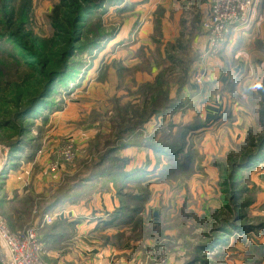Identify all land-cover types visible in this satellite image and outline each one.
I'll return each instance as SVG.
<instances>
[{
    "label": "rangeland",
    "instance_id": "1",
    "mask_svg": "<svg viewBox=\"0 0 264 264\" xmlns=\"http://www.w3.org/2000/svg\"><path fill=\"white\" fill-rule=\"evenodd\" d=\"M56 1L35 0V31L44 39L51 38L53 33L50 12ZM130 2L141 3L133 10L118 11ZM209 6L210 0H108L106 5L87 18L86 26L81 31L85 34L86 42L100 29L111 31L117 28V37L99 43L93 51L75 52V57L68 58V62L72 63V67L80 64L79 69L66 81H57L43 105H39L30 114L15 118L19 108L26 105L40 91V80L34 77L35 75L29 71H19L17 75L27 79V86L23 85L18 90L9 87L0 94V197L3 199L9 195L5 190V172L17 174V178H22L24 189L28 192L20 196L26 197L30 194L36 210L40 209L44 201L53 199L76 180L88 174L94 175V168L108 169L115 158L125 161V166L118 164L119 169L122 166L134 168L150 164L151 156L155 164L154 152L145 146L150 139L162 138L179 123L186 121L185 119H192L196 115L192 102H197L201 112L206 104L198 101V94L194 95L198 92L197 89L178 88L175 84L171 88L175 101L171 108L164 110L161 115L150 120H141L134 111H146V108L130 105L146 104L145 95L138 97L137 93L145 92L141 90L142 86L155 81L159 70L168 61L167 49L171 45L170 54H175L181 62L174 67L176 71L171 76L168 72L165 73L163 80L178 83L181 66H189L191 77L194 74L191 79L193 86L199 85V88L209 93L206 85L207 81H211L209 63L220 54L219 50L203 59L208 45L200 20ZM130 42L132 44H129ZM63 46L64 44L60 46L61 49ZM11 49V46L5 45V54ZM5 54H0V60ZM6 57L8 55L0 67L6 65L14 72V61ZM114 61H118L125 68L123 75L124 82L127 83H121ZM105 68L108 73L103 80L101 74ZM201 74L203 77L198 81ZM261 75L258 71L249 79L242 78L237 90L240 97L235 98L237 102L227 95L226 91L222 93V87L217 85L215 87L218 92H212L213 87L211 94H208L214 98L209 99L211 102L217 99L223 101L222 111L226 107L232 117L220 119L222 112L213 114L209 109L213 116L218 117L212 120L215 125L207 131V137L198 142L203 158V171L191 172L177 183L165 181L158 182L153 187L151 185L152 205L148 204L146 215L154 208L173 214L177 209L185 210L183 209L184 213H176L180 217V225L176 223V227H167L168 230L161 237L156 238L153 235L154 238L144 243L136 242L137 246L141 245V258L152 253L154 264H244L256 239L264 241L263 230L240 233L232 226L220 227L213 217L214 212L225 204V194L218 186L219 171L214 162L225 159L228 152L245 139L249 126L257 127L255 115L249 112V97L244 90L256 89ZM114 98L121 100L116 103ZM215 103L211 109L221 106ZM243 112L249 113L242 114ZM122 117L128 119L124 124ZM7 120L10 124L5 127ZM132 127L133 130L123 135L124 137L119 135L122 134L123 128ZM19 138L22 139L21 149L11 155L9 144ZM69 144H73L76 149L74 160L70 163L61 161L60 169L54 171L51 164L57 158L58 151ZM112 148L119 150L108 155L102 168H97L96 164ZM30 151L35 152L33 159L27 158ZM263 173L264 165H260L251 173H245L247 186L255 201L249 208L248 217L237 223L240 228L255 227L264 223ZM98 176V180L104 181L102 176L96 175ZM87 188L83 197L97 189ZM16 193L15 190L14 195ZM0 214L5 219L2 210ZM154 220L157 223L159 221L157 216ZM214 238H220L218 242L221 245L214 244L210 249H204ZM197 247L198 250L201 247L204 251L199 252ZM196 256L197 259H194ZM141 264H148V259H142Z\"/></svg>",
    "mask_w": 264,
    "mask_h": 264
},
{
    "label": "trees",
    "instance_id": "2",
    "mask_svg": "<svg viewBox=\"0 0 264 264\" xmlns=\"http://www.w3.org/2000/svg\"><path fill=\"white\" fill-rule=\"evenodd\" d=\"M107 2L108 0H57L50 12L53 33L50 36L51 38L44 39L35 31V0H0V54H5V45L11 46L12 49L5 56L8 55L6 59L14 61L12 63L14 72L6 65L0 67V94L7 91L9 87L18 90L23 85L27 86V79L17 75L19 71H29L40 80L38 84L40 91L26 105L19 108L15 118L30 114L39 105H43L49 98L54 84L59 80L61 82L66 81L79 69L78 65L80 64L72 67V63L68 62V58L75 57V52L78 50L80 52L93 51V48L100 45L99 43L113 40L117 37V28L111 31L100 29L97 33L95 32L93 38L88 39L86 42L85 34L81 31L86 26L87 18L101 9ZM140 3L130 2V4H125L118 11L127 12L133 10ZM57 40L59 43H57ZM83 41L84 44H82ZM62 44L64 46L61 49L60 46ZM129 44H132V42ZM255 44L257 50L264 54V41L257 39ZM170 47L167 49L168 61L159 70L155 81L142 86L141 90L145 92L137 93L138 97H141V94L145 95L146 104L130 105L137 108L142 106L146 108V111L142 109L134 111L138 118H142L141 120H150L163 114L164 110L167 111L171 108L175 101V97L171 93L173 85L177 84L178 88H193L191 79H193L194 74L191 77L189 66L184 68V65L181 66L178 83H171L168 80L165 82L163 80L165 73L168 72L169 76H171L176 71L174 67L181 62L175 54H170ZM5 56L0 60V65L4 64ZM198 58L200 61V56ZM114 66L117 69L121 83H127L124 82L125 77L123 75L125 68L118 61H114ZM158 67L160 68V66ZM227 68L229 70L231 68L229 63ZM195 72L196 70L193 73ZM107 73L105 68L101 74L103 80L106 79ZM238 81V76L231 72L229 79L221 88L222 93L226 91L227 95H230L231 98L233 97L236 102L235 98L238 99L240 97L237 91ZM206 85L209 93L202 90L197 96L199 97L198 101H202L205 104L214 99L211 95H208L211 94L213 87L212 92L214 90L218 92L215 87L217 81H207ZM33 90L35 91V88ZM244 92L249 97V112L255 115L257 127L249 126L246 130L245 139L236 148L230 150L225 159L214 162L215 167L219 171L218 186L225 194L223 197L225 204L214 212L213 217L220 224V227L232 226L233 229L240 233H253L257 229L264 231V223H260L255 227L246 226L247 228H240L237 223L248 217L249 208L255 201L247 186L245 173H251L260 165H264V78L260 87L256 89L246 88ZM197 93H194V95H197ZM216 93L213 94L214 97ZM114 99L116 103L121 100L119 98ZM194 103L192 102L191 104L196 109V115L192 119L179 123L162 138L156 139L152 137L145 145L155 155V164L152 170H149L145 165L134 168H123L122 166L119 169L118 164L124 165L125 161L115 158L108 169L97 170L94 168L92 170L95 171L94 175L88 174L76 180L53 199L50 198L46 202L44 201L40 207V218L43 219L46 214H49L60 203H78L82 199L85 189H88L87 187H96L97 189L94 192L114 190L116 197L119 199V206L113 212L106 213L99 219L96 227L102 233V238L107 244L122 247L127 242L136 243L141 241L144 243L154 238L153 235L156 238L163 236L168 230L167 227H176V223L180 225V217L176 213H184V208H180L181 210L177 209L175 214L162 212L160 209L159 223L151 221V214L148 213L146 215V209L152 200V183L165 181L177 183L191 172L204 170L198 142L207 137V131L214 124L206 123L203 112L198 108L197 102ZM249 112H243L242 114H248ZM226 116L228 119L232 117L228 114L225 107L220 119H224ZM121 120L122 124H124L128 119L122 117ZM9 124L10 121L7 120L5 127ZM133 128H123L122 134L119 135L124 137L123 135L128 134ZM21 142V138L10 142L11 155L21 149ZM118 150L119 148L110 149L102 160L96 164V167L102 168L107 161L108 155ZM28 153L27 158L33 159L35 152L30 151ZM96 175L102 176L104 181L98 180L100 177H96ZM100 183L102 184L100 185ZM90 195L91 193L86 197H90ZM14 196L13 199H9V195H6L3 199L0 197V213L2 210L10 228L20 233L28 226L33 217L35 210L34 200L32 201L31 197H29L30 194L26 197H21L18 194ZM44 226H47V233H51L54 229L62 228L64 223L53 220L52 223ZM61 231L63 232L64 230ZM109 231H114V233L109 234ZM219 239L214 238L209 245L204 246V249H210L211 245L214 244L221 245L218 242L220 241ZM255 242L248 251V257L244 264L264 263V241L257 238ZM140 247L141 245L134 246V251L139 252ZM198 251L202 252L204 250L200 247ZM143 259H148V264L155 263L152 253H148L147 256L145 254ZM194 259H197V256Z\"/></svg>",
    "mask_w": 264,
    "mask_h": 264
},
{
    "label": "crops",
    "instance_id": "3",
    "mask_svg": "<svg viewBox=\"0 0 264 264\" xmlns=\"http://www.w3.org/2000/svg\"><path fill=\"white\" fill-rule=\"evenodd\" d=\"M257 39L264 41V0L257 1L251 23L234 31L230 41L220 48V54L210 61L211 81H217V86L222 87L233 72L239 78L238 90L243 77L249 79L251 75H255L259 71L262 74L259 83L261 86L264 78V54L256 48ZM228 63L231 65L230 70L227 68ZM193 89H197V94L203 90L199 88V85L193 86ZM214 103L221 106L211 109L214 107ZM223 106L224 102L219 99L206 103L203 117L207 124L212 123V120L218 117L213 114L217 111H220L218 113L220 114ZM209 109L213 114L209 112ZM211 116L212 118H210ZM190 119L191 117L185 120ZM213 124L215 125V123ZM214 125L209 129H212ZM150 158L151 165H143L152 169L154 158L153 162L152 156ZM16 175L11 172L10 174L5 173V190L9 194V199H13L15 190L19 196L28 192L27 189H24L25 183L21 181L22 178H17ZM157 183H152V187ZM150 205L152 204L150 203ZM118 206L119 200L114 190L94 192L90 197H82L76 204L60 203L49 212V215L54 217V221L63 222L65 227L54 229L51 233H47L48 225H43L44 218H40V209H36L28 226L39 228L42 241L44 237L41 254L43 261L46 264H141L143 259L141 252L134 251L136 243L127 242L122 247L107 244L102 238V233L96 229L99 219L106 213L113 212ZM150 214L152 222H155L156 216L160 221L159 208L152 209ZM108 233L112 234L114 231Z\"/></svg>",
    "mask_w": 264,
    "mask_h": 264
},
{
    "label": "built area",
    "instance_id": "4",
    "mask_svg": "<svg viewBox=\"0 0 264 264\" xmlns=\"http://www.w3.org/2000/svg\"><path fill=\"white\" fill-rule=\"evenodd\" d=\"M257 1L210 0L209 9L204 11L200 20L208 45L203 59L207 55L216 54L225 43L230 41L234 31L251 23ZM201 77L203 74L198 77V81ZM75 155L76 149L73 144L64 146L52 162V169L59 170L62 165L61 161L70 163ZM53 220V216L46 214L43 225L50 224ZM0 233L6 234V241L0 243L1 264H46L41 255L43 241L39 228L26 226L22 232L17 233L10 228L6 219L0 214ZM160 260L165 261V259Z\"/></svg>",
    "mask_w": 264,
    "mask_h": 264
},
{
    "label": "clouds",
    "instance_id": "5",
    "mask_svg": "<svg viewBox=\"0 0 264 264\" xmlns=\"http://www.w3.org/2000/svg\"><path fill=\"white\" fill-rule=\"evenodd\" d=\"M257 87H260V85H257ZM6 241V234L0 233V243H4Z\"/></svg>",
    "mask_w": 264,
    "mask_h": 264
}]
</instances>
